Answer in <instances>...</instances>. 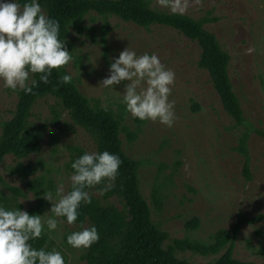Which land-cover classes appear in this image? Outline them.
Returning <instances> with one entry per match:
<instances>
[{"label":"rangeland","instance_id":"obj_1","mask_svg":"<svg viewBox=\"0 0 264 264\" xmlns=\"http://www.w3.org/2000/svg\"><path fill=\"white\" fill-rule=\"evenodd\" d=\"M154 7L172 12L159 0H155ZM180 14L195 20L212 19L205 28L217 37L232 58L230 77L245 118L255 129L264 131V0H187V8ZM65 46L72 60L63 69L71 74L81 93L91 103L99 101L124 116L123 147L127 155L142 162L141 191L152 210L153 221L169 234L166 245L183 239L207 244L217 231L230 230L239 216L249 219L263 216L262 221L242 228L234 257L264 264V139L256 133L251 135V179L248 180L243 173V158L233 151L239 130L234 129V122L223 110L209 74L197 67L201 53L198 45L167 27L146 30L116 17L105 19L92 12L81 24L70 28ZM126 47L137 55L155 53L166 68L174 71L175 80L168 97L174 101L175 110L171 127L158 121H141L125 110L121 100L127 81L113 88L100 86L109 74L112 60ZM16 104V91L3 87L0 82V123L11 119ZM53 108L56 102L51 97L35 106L33 121L47 123L49 129L42 139L40 152L21 162H42L41 173L50 177L55 186L62 183L68 191L71 185L68 179L71 173L66 169L69 148L79 146L93 152L96 146L66 113L53 126ZM17 162L8 156L0 175L7 186L27 193L26 184L8 172L9 166ZM1 192L10 194L0 184ZM95 195L101 197L98 193ZM20 200L25 211L38 205L33 193H27ZM110 201L122 208L117 199ZM50 208L51 202L46 201L42 214ZM48 215L51 213H45L42 219ZM194 218L199 220V227L187 229L186 224ZM57 219V229L46 231L55 250L62 253L66 264H86L83 255L87 248H73L65 241L69 233L80 228L65 223L61 217ZM177 256L193 264H207L218 257L190 251Z\"/></svg>","mask_w":264,"mask_h":264},{"label":"trees","instance_id":"obj_2","mask_svg":"<svg viewBox=\"0 0 264 264\" xmlns=\"http://www.w3.org/2000/svg\"><path fill=\"white\" fill-rule=\"evenodd\" d=\"M20 2L22 4L24 0ZM39 2L48 17L60 22V39L65 41L70 28L81 24L85 17L93 12L105 19L116 17L146 30L155 26L167 27L196 43L201 51L197 67L209 74L223 110L234 122V129L239 130L237 145L233 151L243 158V173L248 180L251 179L250 138L256 133L264 139V131L255 129L245 118L230 77L232 58L223 49L217 37L205 28L212 19L195 20L188 15L160 11L154 7L155 0H39ZM63 74H67L63 66L60 69H53L47 84L39 82L40 74H33L37 81L33 92L25 94L23 91H16V109L11 119L0 123V168L8 156H13L19 161L9 166L8 172L11 176H18L26 184V192L33 193L38 200V205L27 211L29 214L41 215L46 202L41 194L48 190L54 192L56 188L53 180L41 173L44 167L42 162H21L41 150V142L49 126L47 123L36 124L32 119L33 111L39 101L51 97L56 102V108L52 110L53 126H57L62 115L66 113L75 126L82 128L93 139L96 152L107 150L117 154L122 161L109 190H102L105 181L87 189L91 203L81 204L78 219L71 224L79 228L81 225L84 227L95 225L98 230V241L88 247L83 255L86 264H193L177 256L178 253L187 251L202 256H218L207 264H255L236 259L234 248L242 228L247 224L262 221L263 216L254 219L239 216L230 230L217 231L212 241L207 244L183 239L174 240L172 244L166 245L170 239L169 234L153 221L152 210L141 191L142 162L127 155L123 147L121 135L124 132V116L116 114L99 101L91 103L81 93L73 78L67 84L60 81L59 77ZM69 150L70 160L66 169L72 173L71 163L86 150L79 146H71ZM0 184L10 191L9 195L0 193V204L8 209L24 210L19 198L25 197L27 193L7 186L1 175ZM70 190L71 185L68 191ZM96 193L101 197H97ZM111 199H117L122 208L113 204ZM61 218L65 222V219ZM186 227L189 230H196L199 227V220L194 218ZM29 243L35 248L55 249L52 238L46 231L40 238Z\"/></svg>","mask_w":264,"mask_h":264},{"label":"clouds","instance_id":"obj_3","mask_svg":"<svg viewBox=\"0 0 264 264\" xmlns=\"http://www.w3.org/2000/svg\"><path fill=\"white\" fill-rule=\"evenodd\" d=\"M162 6L173 13H182L187 0H159ZM60 22L48 17L39 0H0V82L12 91L33 92L39 75V82L47 84L53 69L67 65L72 56L60 39ZM62 83H70L71 74L59 77ZM175 73L161 63L155 54L142 55L124 48L109 65V74L100 82L104 88L127 81L121 102L133 118L141 121H158L171 127L175 120L174 101L168 99ZM122 161L115 153L107 150L87 152L71 163L72 173L68 179L71 190L65 191L61 183L55 191L48 190L41 195L51 202L49 211L29 214L19 208L8 209L0 204V264H66L60 251L35 248L29 243L58 227L63 217L68 224L78 219L81 204L91 203L87 189L105 181L102 190L111 188ZM23 200H20L22 202ZM95 225L73 231L66 236V242L73 248H88L98 241Z\"/></svg>","mask_w":264,"mask_h":264}]
</instances>
